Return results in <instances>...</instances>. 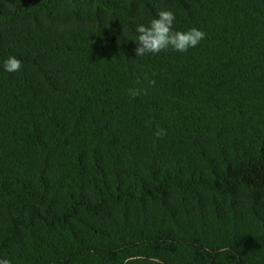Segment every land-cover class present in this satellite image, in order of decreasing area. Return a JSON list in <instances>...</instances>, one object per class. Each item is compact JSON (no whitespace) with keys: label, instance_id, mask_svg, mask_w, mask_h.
I'll list each match as a JSON object with an SVG mask.
<instances>
[{"label":"trees","instance_id":"trees-1","mask_svg":"<svg viewBox=\"0 0 264 264\" xmlns=\"http://www.w3.org/2000/svg\"><path fill=\"white\" fill-rule=\"evenodd\" d=\"M161 10L205 38L137 57ZM3 258L264 264V0H0Z\"/></svg>","mask_w":264,"mask_h":264},{"label":"clouds","instance_id":"clouds-1","mask_svg":"<svg viewBox=\"0 0 264 264\" xmlns=\"http://www.w3.org/2000/svg\"><path fill=\"white\" fill-rule=\"evenodd\" d=\"M175 14L170 10H161L156 18H153L148 25L139 24L136 27L138 36L135 40L137 47L135 53L137 57H143L146 54H158L162 51L172 49L176 52H186L189 48L196 47L204 38L205 33L195 27L188 31H176L173 28ZM4 70L13 73L22 68V61L15 56H9L3 61ZM155 75V73H153ZM145 79L147 75H145ZM155 80H148L149 86H154ZM129 95L136 97L141 95L140 88L129 89ZM167 134L166 129L157 127L154 132L156 138H161ZM0 264H10L6 258L0 259Z\"/></svg>","mask_w":264,"mask_h":264}]
</instances>
